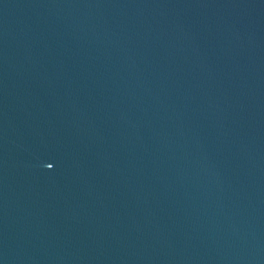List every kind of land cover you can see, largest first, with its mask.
<instances>
[{
	"label": "water",
	"instance_id": "water-1",
	"mask_svg": "<svg viewBox=\"0 0 264 264\" xmlns=\"http://www.w3.org/2000/svg\"><path fill=\"white\" fill-rule=\"evenodd\" d=\"M0 264H264V0H0Z\"/></svg>",
	"mask_w": 264,
	"mask_h": 264
}]
</instances>
